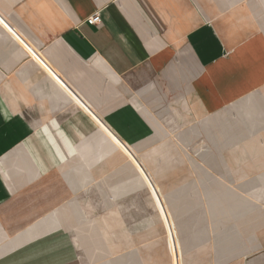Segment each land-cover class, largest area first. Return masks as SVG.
Listing matches in <instances>:
<instances>
[{"label": "crops", "instance_id": "crops-1", "mask_svg": "<svg viewBox=\"0 0 264 264\" xmlns=\"http://www.w3.org/2000/svg\"><path fill=\"white\" fill-rule=\"evenodd\" d=\"M95 13L100 23L88 25ZM253 93L264 103V0H0V264H137L134 251L96 252L84 232L72 234L91 224L71 218L72 201L91 170L139 159L152 144L142 167L151 174L160 157L172 163L170 148H258L259 171L239 179L258 181L263 212L264 111L252 137L242 119L256 113L232 107ZM194 177H153L164 198L192 197L169 207L174 225L208 210ZM257 242V257L235 264H264V235ZM205 255L195 264H220Z\"/></svg>", "mask_w": 264, "mask_h": 264}, {"label": "rangeland", "instance_id": "rangeland-1", "mask_svg": "<svg viewBox=\"0 0 264 264\" xmlns=\"http://www.w3.org/2000/svg\"><path fill=\"white\" fill-rule=\"evenodd\" d=\"M236 118L231 116V121H236ZM255 118L258 116L246 114L242 120L246 126L251 127L255 125ZM244 133L249 136L246 129ZM238 134V131L235 132L232 138H238ZM196 137L205 138L200 137V134L195 135V133L188 132L189 139L193 140ZM175 139L178 138L175 137ZM220 139L226 140L227 136L223 135ZM226 144L223 142L213 148L194 146L170 148L165 152V156L175 157L171 160L172 163H162V157L149 163V170L155 173L154 176L161 177L163 171L169 170L172 173L186 172L187 176L198 175L197 182L204 193L201 201L202 204L208 206V210L197 213L196 218H188L176 225H174L173 217L166 222L161 220L163 228L160 225L159 216L169 210V207L177 206L182 200H186V204L191 203L192 197L181 194L167 195L166 201L158 183L162 184L163 181H155L152 175L146 188L126 161L119 162L112 170V172L122 173H119V176L124 179V182L112 186L113 179L111 178L108 179L110 184L106 185L100 180L103 175L97 179L96 177H98L100 168H104L105 172L110 174L111 168L108 161L91 170L95 177L88 175L84 179L85 184H90V189L85 191V194H77L72 201L87 205V218L83 215L79 204L78 214H80V223L87 219L91 223L90 226L84 228L75 227L72 234L80 236L84 232L91 238V250L96 252L134 251L139 258L137 264H168V250H171L173 264H182V259L183 263L188 260L187 264L189 262L195 264L200 257H206V253L209 255L212 252L218 254L220 264L227 262L222 258L228 253L229 255L234 253L236 256V260L231 259L229 264L238 262L241 255L247 257V261L253 259L254 256L257 257L260 246L257 239L260 234L264 235V228L259 227V219L264 217V211H259L258 181L252 178L251 180L239 178L244 177V173L259 171V149L231 148L226 147ZM155 148L152 144L150 148L140 152V156L146 158L145 155ZM246 155L253 156L252 163H244ZM180 156L187 157L186 164L182 160L179 163ZM201 156L207 158L201 161ZM194 159L198 162H193ZM254 176L257 175L251 177ZM170 183L176 185L178 181H167V187ZM187 199L190 201L187 202ZM211 205L218 207V211L211 213ZM117 240L119 242L115 244ZM152 253L155 258L148 259V256L152 257ZM94 264H111V261L102 259Z\"/></svg>", "mask_w": 264, "mask_h": 264}, {"label": "bare ground", "instance_id": "bare-ground-1", "mask_svg": "<svg viewBox=\"0 0 264 264\" xmlns=\"http://www.w3.org/2000/svg\"><path fill=\"white\" fill-rule=\"evenodd\" d=\"M232 107L233 108H235V109H237V108H240V107H244V109L246 110V111H251L252 113H256L254 116H256L257 115V113H259V112H263L264 111V103L262 102V100H261V98L260 97H258V96H256L254 93L253 94H250V95H248V96H246L245 98H243V99H239V101H237V102H235L233 105H232ZM250 113V112H249ZM258 116V115H257ZM256 119V121H255V125L254 126H251L249 129H248V134H249V136L251 135L252 137L253 136H258V131L256 130V129H253L254 127H258V125L260 124V122H259V117L258 118H255ZM262 122H264V118H262ZM253 125V124H252ZM144 161H145V157H139V159H135V160H133V161H128L127 163L129 164V165H131V167H132V169H133V171H135L136 169H138V172L139 173H137L138 174V176L140 177V179L142 180V182H143V184L145 185V187L147 188L148 187V185H149V179H150V177L153 175V177H154V174L155 173H153V174H151V173H145L144 171H142L143 169H142V167L144 166ZM114 168H111V172H110V174L107 172H105V170H104V168L102 169V168H100L99 169V171H98V173L99 174H97L98 175V177H96V179L97 178H100V176H102V178L100 179L101 180V182L102 183H104V184H110L109 183V181H108V179H113V183L111 184L112 186H115V185H119V183L120 184H122L123 182H124V179L121 177V180L120 179H118V177H120L119 175L120 174H122V173H118V171H115V172H112V170H113ZM118 173V174H117ZM111 175V178L109 177ZM88 176V174L87 175H85V177H87ZM90 176H94L95 177V175L94 174H92V175H90ZM85 177H83V184H85V181H84V179H85ZM126 177H128V176H126ZM126 180V179H125ZM129 181V180H128ZM100 182V183H101ZM86 185H88L87 183L85 184V186ZM257 188V187H256ZM90 189V188H89ZM92 189V188H91ZM263 192V191H262ZM252 194V193H251ZM86 198V197H85ZM188 201H190L189 199H187V202ZM185 202H186V200H182V201H180L177 205H179V204H182V205H184L185 204ZM255 202V201H254ZM260 203V202H259ZM87 206V205H86ZM174 208V207H173ZM178 208V207H177ZM179 208H180V206H179ZM237 208V207H236ZM84 209H86V208H84ZM230 209V208H229ZM234 209V208H233ZM233 209H232V212H233ZM79 212V211H78ZM78 212L77 211H75V212H73V213H71V218L72 219H75V220H79V217H80V214H78ZM94 213V212H93ZM231 213V212H230ZM84 215V214H83ZM86 217V216H85ZM173 217V215H172V213L170 212V209L169 210H167V211H165L164 213H162L161 215H160V219L162 220V221H164V222H166L167 220H170V218H172ZM210 236V235H209ZM152 241V240H151ZM140 246V245H139ZM147 246V245H146ZM144 247V246H143ZM135 248V247H134ZM142 249V248H141ZM131 250H133V249H131ZM169 253H170V264H173V262H172V258H171V250H169ZM117 256V255H116Z\"/></svg>", "mask_w": 264, "mask_h": 264}, {"label": "built area", "instance_id": "built-area-1", "mask_svg": "<svg viewBox=\"0 0 264 264\" xmlns=\"http://www.w3.org/2000/svg\"><path fill=\"white\" fill-rule=\"evenodd\" d=\"M88 25H98L100 23V16L98 13H95L93 16L89 17L85 21Z\"/></svg>", "mask_w": 264, "mask_h": 264}]
</instances>
